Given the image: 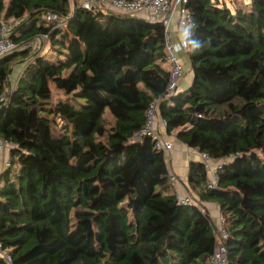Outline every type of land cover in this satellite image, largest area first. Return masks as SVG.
I'll list each match as a JSON object with an SVG mask.
<instances>
[{"label":"trees","instance_id":"1","mask_svg":"<svg viewBox=\"0 0 264 264\" xmlns=\"http://www.w3.org/2000/svg\"><path fill=\"white\" fill-rule=\"evenodd\" d=\"M186 8L192 80L167 93L160 23L71 0H0L10 39L47 35L55 56L0 55V95L14 65L24 66L0 102V138L13 144L0 172V245L10 256L0 264H211L216 224L180 202L154 141L132 139L154 102L161 134L177 130L219 163L209 186V170L190 160L187 183L220 207L227 264H264V0ZM50 11L65 28L44 19Z\"/></svg>","mask_w":264,"mask_h":264},{"label":"built area","instance_id":"2","mask_svg":"<svg viewBox=\"0 0 264 264\" xmlns=\"http://www.w3.org/2000/svg\"><path fill=\"white\" fill-rule=\"evenodd\" d=\"M186 3L187 0H78L76 5L87 10H97L103 13L111 11L116 14L132 15L150 22L160 23L164 29L165 64L170 72L166 92L172 93L177 88L178 81L184 74L183 64L177 54L178 52L187 54L189 49L187 40L191 36V27L193 25L192 16L186 8ZM44 19L54 23L56 27H66L67 19L56 12H46ZM13 27L14 24L12 23L2 22L0 25V55L18 48H34L39 51L47 41V35H44L42 37L35 36L17 44L10 39ZM9 90V87L4 88L0 95V102L6 101ZM159 124L163 126L164 121L158 118L154 102L147 109L146 121L143 127L134 132L132 139H139L142 136L150 137L156 147L163 151L165 160L169 162V152L173 145L158 131ZM12 145L5 139L0 138V150L7 154V159L4 163L6 167L10 164L9 151ZM199 159L209 170L211 180L209 186L215 184L217 178L216 169L219 167V163L213 162L205 153H199ZM169 175L171 182L176 185L178 182L177 175L171 170ZM179 200L181 203L191 202L195 204L189 197H181ZM212 231L215 237V245L210 257L211 264H227L224 240L227 238L228 233L224 228L223 216L219 218V222ZM0 255L10 262L9 254L1 249V245Z\"/></svg>","mask_w":264,"mask_h":264},{"label":"crops","instance_id":"3","mask_svg":"<svg viewBox=\"0 0 264 264\" xmlns=\"http://www.w3.org/2000/svg\"><path fill=\"white\" fill-rule=\"evenodd\" d=\"M178 58L182 61L184 67V74L178 81V90H183L189 86L192 80V72L187 55L178 52ZM23 64H15L13 67L14 73L7 77V82L4 87H14L17 79L23 70ZM166 68L168 66L164 64ZM12 70V71H13ZM160 131L165 133V127L160 126ZM177 130H174L170 135H164L169 142H172V149L169 152V169L178 177V182L174 189L178 192L180 197H189L202 211H206L213 223L217 224L219 218L222 216L220 207L216 202L204 201L200 199L195 190H193L187 183L188 162L190 160L198 159L199 152L197 149L188 147L176 138ZM7 154L0 150V172L4 168Z\"/></svg>","mask_w":264,"mask_h":264},{"label":"rangeland","instance_id":"4","mask_svg":"<svg viewBox=\"0 0 264 264\" xmlns=\"http://www.w3.org/2000/svg\"><path fill=\"white\" fill-rule=\"evenodd\" d=\"M8 1L9 0H6V3ZM77 1L78 0H71V6L73 7L75 4H77ZM224 1H225V4L227 6L231 7L230 0H224ZM40 51H42L43 54H45L46 56L55 57L53 54L54 53L53 50L50 49L48 44L43 45L42 48L40 49ZM13 73H14V70L12 71V75H13ZM51 90H52V100L53 101H56L59 97H62V93L56 91L53 85H51ZM113 122H114L113 117L108 112H106L105 113L106 126L109 128L113 124ZM4 167H6V165Z\"/></svg>","mask_w":264,"mask_h":264},{"label":"clouds","instance_id":"5","mask_svg":"<svg viewBox=\"0 0 264 264\" xmlns=\"http://www.w3.org/2000/svg\"><path fill=\"white\" fill-rule=\"evenodd\" d=\"M191 44H192V47L195 48V49H200L201 48V44H200V42L198 40L193 39L191 41Z\"/></svg>","mask_w":264,"mask_h":264}]
</instances>
